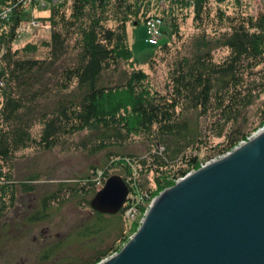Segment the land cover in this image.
<instances>
[{
    "label": "trees",
    "instance_id": "1",
    "mask_svg": "<svg viewBox=\"0 0 264 264\" xmlns=\"http://www.w3.org/2000/svg\"><path fill=\"white\" fill-rule=\"evenodd\" d=\"M32 1L33 7L50 4L41 19L43 25L49 22V39L42 43L48 50L40 58L26 55L36 50L34 44L12 48L24 0H0V47L5 48L0 78L6 85L0 92V171L20 150H49L76 135H81L79 147L101 154L102 163L74 183L59 180L45 190L33 184L40 174L27 175L21 186L25 193L38 190L36 202L20 218L0 219V249L42 224L51 226L64 204L76 200L91 210L89 218L42 245L38 264H97L126 240V209L137 197L151 198L149 174L163 189L167 180L200 167L198 155L212 139L223 141L221 148H210L209 158L230 151L264 125V100L256 120L249 113L264 95V8L253 17L244 14L243 0L231 14L220 6L222 0H162V39L152 48L168 50L169 36L178 34L189 11L200 32L190 38L159 91L133 66L145 61L132 57L126 33L127 23L146 24L152 0ZM224 49L226 55L215 59ZM35 124L41 126L37 136L31 134ZM115 166L126 175L119 176L128 195L118 212L101 213L90 206L99 190L94 179L101 177L103 186ZM136 207L144 211L139 203Z\"/></svg>",
    "mask_w": 264,
    "mask_h": 264
},
{
    "label": "water",
    "instance_id": "2",
    "mask_svg": "<svg viewBox=\"0 0 264 264\" xmlns=\"http://www.w3.org/2000/svg\"><path fill=\"white\" fill-rule=\"evenodd\" d=\"M128 191L111 175L90 206L115 214ZM97 264H264V128L164 189L122 249Z\"/></svg>",
    "mask_w": 264,
    "mask_h": 264
},
{
    "label": "rangeland",
    "instance_id": "3",
    "mask_svg": "<svg viewBox=\"0 0 264 264\" xmlns=\"http://www.w3.org/2000/svg\"><path fill=\"white\" fill-rule=\"evenodd\" d=\"M242 1V0H241ZM223 3H220L221 7H224L228 14H231L234 11V8L237 4V0H222ZM245 4L243 8L244 14L257 17L261 10L264 8L263 0H243ZM165 3L162 0H152L149 8L150 11L147 12L148 16H156L158 18L161 10L159 5ZM166 6L164 7V9ZM50 4H47L46 7L38 5L37 7L24 10L21 17L23 22L19 28V33L16 39L13 41L12 48L19 49L23 48L27 44L36 45V50L34 52H28V56L31 57H44L47 55V48L43 46V41L49 39V22L45 21L43 25L42 18H46L49 14ZM2 10H4L2 8ZM163 10V9H162ZM33 20V21H31ZM180 22V27L178 34H171L168 38V50H160L159 48H152V46L147 42L148 32L145 27V24H139L136 26L135 23H127L126 33H127V44L131 48L132 57L139 59V61H145L143 63H137V60L133 62L135 68H140L145 71L151 82L153 88L164 91L165 85L167 82L168 70L173 66L175 60L182 54L186 53L188 45L190 43V38L198 34L200 30L194 24L192 20V14L189 11V16L183 19ZM109 25L113 24L111 21L108 22ZM162 23L159 24V27ZM211 29H207V32H210ZM159 40L162 39L159 35ZM157 41V44L159 43ZM153 49L151 56L147 53ZM3 50H5L3 46ZM227 51L218 50L214 57L215 59H220L226 55ZM149 56V57H148ZM264 100V95L257 100L256 104L250 108V115L252 119H257L258 116L255 115L258 105ZM264 125L256 129L252 134L247 138L245 142L252 139ZM41 126L35 124L31 128V134L37 136L40 131ZM81 135H76L67 140L65 145H58L49 150H41L36 147H28L23 150H20L16 153L15 158L2 167L3 174L0 175V219L9 217L8 220H15L20 218L26 209L34 206L37 199V191L35 193H25L21 182L27 175L38 173L40 174V180L33 183L40 189H47L54 186L56 181L67 180L74 183L79 177H82L86 174L92 172L91 167L101 166V154L90 155L85 150H82L79 147L78 140ZM223 141L222 138L212 139L211 144L207 147L202 148L201 152L198 155L200 160V167L205 166L206 164L221 158L222 156L228 154L238 146L244 144L239 143L237 146L232 148L230 151H226L221 155L216 156L215 158H209L212 150L219 146L218 143ZM134 146L137 147L135 144ZM221 148V146H219ZM217 149V148H216ZM209 156V157H208ZM199 167V168H200ZM93 170H95L93 168ZM197 170V169H195ZM194 169L189 171V173L195 171ZM98 174L100 172L98 171ZM109 175L118 174L122 177L126 175L123 173V170L118 167H112L108 171ZM10 176V178L7 177ZM139 177V176H136ZM149 178V187L152 190L151 198L147 201L140 197L136 198L135 204L133 207H136L139 203V206L149 210L155 198L166 188L173 186L179 179H169L168 185L163 189L158 188L155 184V175L153 173L148 175ZM95 187L100 189L102 187L101 177H97ZM32 183H30L31 185ZM91 210L88 207L77 204L76 200L70 201L60 210V217L56 218L51 226L42 224L37 229L23 238H19L18 241L9 242L3 249H0V264H38L37 253L42 245H45L50 238H54L56 234H63L68 230H72L74 226L78 225L81 220L88 219L90 216ZM134 217L126 215V225L124 227V232H126V240L121 244H118L117 249L111 253L106 258H109L116 253H118L122 247L128 242V240L134 235L137 229L144 219V214L147 212L144 211H133ZM146 215V214H145ZM128 217V218H127ZM1 221V220H0ZM35 237V238H34ZM46 237H49L45 239ZM34 238V239H33ZM113 240H108L106 245H110L109 242ZM76 251V249H74ZM72 249V251H74ZM83 252V251H76ZM86 252V251H85Z\"/></svg>",
    "mask_w": 264,
    "mask_h": 264
},
{
    "label": "built area",
    "instance_id": "4",
    "mask_svg": "<svg viewBox=\"0 0 264 264\" xmlns=\"http://www.w3.org/2000/svg\"><path fill=\"white\" fill-rule=\"evenodd\" d=\"M38 1H40V0H38ZM50 1L52 3H57V2H60L61 0H50ZM41 4H43V3H41ZM23 7L26 10L32 8L33 7V1L32 0H24ZM1 14H3V17H5V12L2 11ZM31 21H33V20H31ZM160 23H161L160 18H158L156 16L155 17L154 16H148L147 17L145 27H146L147 32H148L147 42L150 45H156L157 44V41L159 38L158 29H159ZM3 53H4V50H3V46H2V47H0V58L2 57ZM0 68H1V66H0ZM5 86H6L5 81H4L3 77H1L0 78V92H2L4 90ZM242 142H244V141H242ZM133 206L134 205H132L126 209V215L128 217H130V215H132V217H134V213H133L134 210H135V212H137L138 207H133Z\"/></svg>",
    "mask_w": 264,
    "mask_h": 264
},
{
    "label": "bare ground",
    "instance_id": "5",
    "mask_svg": "<svg viewBox=\"0 0 264 264\" xmlns=\"http://www.w3.org/2000/svg\"><path fill=\"white\" fill-rule=\"evenodd\" d=\"M264 128V127H263ZM245 142V141H244ZM244 142H240V143H244ZM137 211H139V209H137ZM144 212H147L146 209H144ZM146 214V213H145ZM144 214V216H145ZM143 220V219H142Z\"/></svg>",
    "mask_w": 264,
    "mask_h": 264
}]
</instances>
